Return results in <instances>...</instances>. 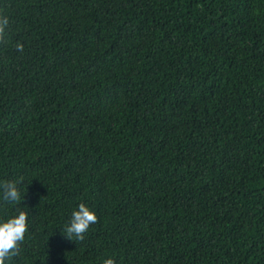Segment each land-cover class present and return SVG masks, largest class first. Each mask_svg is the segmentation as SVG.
<instances>
[{
    "label": "trees",
    "instance_id": "trees-1",
    "mask_svg": "<svg viewBox=\"0 0 264 264\" xmlns=\"http://www.w3.org/2000/svg\"><path fill=\"white\" fill-rule=\"evenodd\" d=\"M8 264H264V0H0ZM19 45V47H18ZM81 202L97 220L62 233Z\"/></svg>",
    "mask_w": 264,
    "mask_h": 264
},
{
    "label": "clouds",
    "instance_id": "clouds-1",
    "mask_svg": "<svg viewBox=\"0 0 264 264\" xmlns=\"http://www.w3.org/2000/svg\"><path fill=\"white\" fill-rule=\"evenodd\" d=\"M7 24L8 17L0 15V29ZM20 199L21 193L16 181L0 182V202L16 204ZM96 220L95 210L81 202L71 211L62 233L68 239H82L84 233ZM27 228V212L23 209H15L7 216H0V264H8L9 259L17 253ZM102 264H115V261L112 257H106L102 260Z\"/></svg>",
    "mask_w": 264,
    "mask_h": 264
}]
</instances>
